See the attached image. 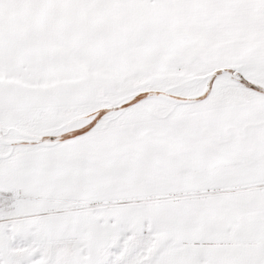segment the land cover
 <instances>
[{"label":"snow or ice","instance_id":"1","mask_svg":"<svg viewBox=\"0 0 264 264\" xmlns=\"http://www.w3.org/2000/svg\"><path fill=\"white\" fill-rule=\"evenodd\" d=\"M0 264H264V0H0Z\"/></svg>","mask_w":264,"mask_h":264}]
</instances>
